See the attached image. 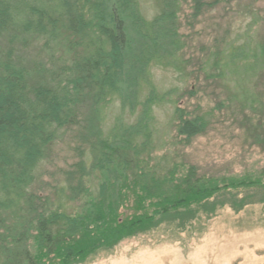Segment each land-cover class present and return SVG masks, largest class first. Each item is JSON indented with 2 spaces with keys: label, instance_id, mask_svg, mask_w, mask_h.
I'll use <instances>...</instances> for the list:
<instances>
[{
  "label": "trees",
  "instance_id": "1",
  "mask_svg": "<svg viewBox=\"0 0 264 264\" xmlns=\"http://www.w3.org/2000/svg\"><path fill=\"white\" fill-rule=\"evenodd\" d=\"M154 2L149 17L141 0H0V264L84 263L162 220L182 229L200 210L212 213L222 195L264 196V169L207 177L168 154L154 156L170 129L188 140L211 122L176 98L195 73L181 54L184 0ZM37 39L63 59L58 72H47L48 86L30 85L29 71L2 47ZM156 70L173 72L178 84L162 87ZM263 71L264 42L247 39L213 52L197 78L253 107L247 87ZM168 105L170 120L160 129L157 111ZM74 125L79 159L39 195L52 146Z\"/></svg>",
  "mask_w": 264,
  "mask_h": 264
},
{
  "label": "rangeland",
  "instance_id": "2",
  "mask_svg": "<svg viewBox=\"0 0 264 264\" xmlns=\"http://www.w3.org/2000/svg\"><path fill=\"white\" fill-rule=\"evenodd\" d=\"M141 3L147 16H152L154 0ZM179 25L186 43L181 54L195 73L186 92L176 97L178 106L192 114L209 113L211 122L205 133L188 140L170 129L171 138L154 156L168 154L171 162L192 165L207 177L259 174L264 169V71L247 87L256 98L253 107H242L221 84L206 81L203 75L197 78V72L213 52L233 42H264V0H201L199 4L184 0ZM2 47L29 71L32 86H48L47 72H58L62 65L60 52L48 55L41 39ZM155 79L164 88L178 84L177 76L167 70H156ZM171 110L168 105L157 111L160 129L170 120ZM79 132L78 125L68 128L52 146L35 189L39 195L60 183L77 163L83 146ZM242 195H222L212 213L200 210L182 229L176 220H162L80 264H264V196L248 190L244 193L248 203L243 205Z\"/></svg>",
  "mask_w": 264,
  "mask_h": 264
}]
</instances>
